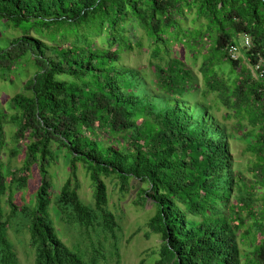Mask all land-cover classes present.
Instances as JSON below:
<instances>
[{
    "label": "trees",
    "instance_id": "trees-1",
    "mask_svg": "<svg viewBox=\"0 0 264 264\" xmlns=\"http://www.w3.org/2000/svg\"><path fill=\"white\" fill-rule=\"evenodd\" d=\"M242 34L252 47L233 59L229 46ZM145 40L149 73L126 62ZM195 45L212 55L187 63L183 54ZM261 61L264 0H0V79H25L0 107V151L11 124L26 152L15 170L0 160V264H20L8 235L17 215L29 225L36 264H99L98 255L88 261L66 244L50 208L115 235L107 179L123 194L137 189L139 205L152 202L148 225L163 240L154 264H264V75L254 71ZM196 89L207 99H195ZM220 106L233 114L221 118ZM233 118L241 131L248 121L241 136L227 123ZM237 137L247 162L233 152ZM62 156L70 175L53 198L51 168ZM34 165L41 184L19 206L15 193L28 187ZM81 166L94 205L80 194Z\"/></svg>",
    "mask_w": 264,
    "mask_h": 264
},
{
    "label": "rangeland",
    "instance_id": "rangeland-1",
    "mask_svg": "<svg viewBox=\"0 0 264 264\" xmlns=\"http://www.w3.org/2000/svg\"><path fill=\"white\" fill-rule=\"evenodd\" d=\"M4 40V39H3ZM244 40V34L237 38V44L242 45ZM6 42V40H5ZM145 48L142 50H135L126 55V62L132 67L141 68L146 73H149V60L151 49L148 45V41L145 40ZM242 47V46H241ZM245 48H241V52ZM192 53L187 51L184 53V57L187 63L194 62L195 56L200 57L202 62L206 56L212 55L207 52L199 50L198 46L191 47ZM179 52H177L178 54ZM192 59V62L190 61ZM224 71L227 74V79L233 81L237 77V73L232 69L230 63L224 65ZM254 73V72H253ZM149 88L154 94H159L157 86L155 84V75L148 76ZM25 79H17L15 84L5 82L0 79V107L6 108L9 99L17 92L24 89ZM202 89H206L203 87ZM212 93V92H211ZM217 94V93H215ZM197 100L204 101L207 99L204 93L199 90H195L192 94ZM192 95L190 97H192ZM212 104L215 103L214 96H210ZM221 111H217L218 115L223 118L224 115L229 112L231 115L233 111L226 109L224 106H220ZM229 110V111H228ZM232 126V131L241 136L248 130V121H243L245 130L241 131V128H237L236 119L227 121ZM15 127L11 124L6 126V144L2 151H0V160L4 163L5 168L18 169L24 164L25 161V146L21 143L19 146L15 145L12 140ZM243 132V133H242ZM234 139L232 143V149L235 156L239 157L241 161L247 162L248 155L244 154L246 148V142L243 138ZM16 149L19 153L13 159L10 158L11 150ZM11 159V160H10ZM53 175L54 187L52 189L53 198L60 192L62 186L67 181L70 175V158L62 156L57 160L51 168ZM80 179V194L84 201L88 204L94 205V188L86 169L81 166L79 171ZM110 193V209L116 215L119 227L115 231V235L112 233H105L99 228H87L78 223L71 222L69 220H63L62 214L56 204H52L50 213L54 221V225L61 238L66 244L74 249H79L86 260H91L93 256H99V264H139L142 261L145 264H154L158 258V253L161 248L162 238L158 234L151 231L148 223L151 217L154 216L155 211L152 202L149 200L145 206L139 205L140 200L138 190H133L127 194L120 192V185L115 186L114 183L107 179ZM41 184V178L39 168L34 165L32 168L30 182L27 188L16 192L14 201L19 206L24 204H30L33 202L36 191ZM6 214L9 218L11 214V208L6 206ZM8 235L11 242L14 245L20 264H36V250L31 244V234L29 231V225L23 220L21 215L10 218V225L8 228Z\"/></svg>",
    "mask_w": 264,
    "mask_h": 264
},
{
    "label": "built area",
    "instance_id": "built-area-1",
    "mask_svg": "<svg viewBox=\"0 0 264 264\" xmlns=\"http://www.w3.org/2000/svg\"><path fill=\"white\" fill-rule=\"evenodd\" d=\"M241 46L246 48L252 47V39L248 34H244L242 45L232 44L229 46V54L233 59H239L243 56V53L241 52ZM254 71L257 72L260 77H262L264 75V63L262 61L259 62L254 67Z\"/></svg>",
    "mask_w": 264,
    "mask_h": 264
}]
</instances>
